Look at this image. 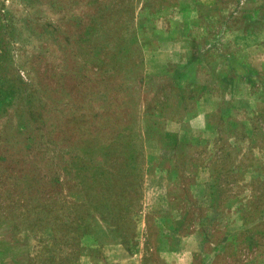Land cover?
<instances>
[{
	"label": "rangeland",
	"instance_id": "374dc122",
	"mask_svg": "<svg viewBox=\"0 0 264 264\" xmlns=\"http://www.w3.org/2000/svg\"><path fill=\"white\" fill-rule=\"evenodd\" d=\"M14 144L0 264H264V0H0Z\"/></svg>",
	"mask_w": 264,
	"mask_h": 264
},
{
	"label": "trees",
	"instance_id": "16d2710c",
	"mask_svg": "<svg viewBox=\"0 0 264 264\" xmlns=\"http://www.w3.org/2000/svg\"><path fill=\"white\" fill-rule=\"evenodd\" d=\"M22 87V86H21ZM36 93V91H34V90H32V95L34 96V94ZM25 100L26 101H30L29 99H27V98H25ZM23 99H21V103L23 104ZM26 111H27V113H29L30 115H31V117H34L33 118V121L34 122H38L39 121V118L41 117V114L38 112V111H36V109H35V105H33L32 104V102L31 103H27V106H26ZM87 138V137H86ZM24 144V150L23 151H21V153H24L25 151H26V148H27V145H25V143H23ZM14 146L17 148H15L14 147V151H10L9 150V152L7 151V149L5 148V147H3V148H1L0 149V162H2V161H5V160H7V162H8V164H11L12 162L13 163H15V167L13 166V167H10V165L9 166H6L7 168L5 169V172L6 173H9L8 171H14L16 174L17 173H22L23 175H21V176H23V177H25L26 178V173H27V170L26 169H23V168H21V166L19 165V163H18V161H19V159H16L15 160V158H14V156L17 154L18 155V152H20V147L21 146H17V145H15L14 144ZM17 151V152H16ZM15 154V155H14ZM18 160V161H17ZM17 167V168H16ZM1 168V167H0ZM32 170H34V169H32ZM11 174V173H10ZM24 188H28V186L26 185ZM21 190H23V188L21 187ZM8 192H10V189L8 190ZM0 194H2V192H0ZM38 206V205H37ZM39 206H40V204H39ZM38 206V207H39Z\"/></svg>",
	"mask_w": 264,
	"mask_h": 264
}]
</instances>
